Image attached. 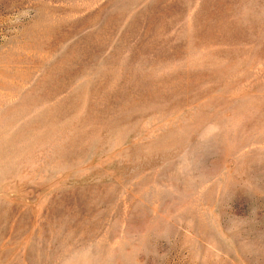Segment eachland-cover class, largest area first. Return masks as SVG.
<instances>
[{
    "label": "rangeland",
    "instance_id": "rangeland-1",
    "mask_svg": "<svg viewBox=\"0 0 264 264\" xmlns=\"http://www.w3.org/2000/svg\"><path fill=\"white\" fill-rule=\"evenodd\" d=\"M0 264H264V0H0Z\"/></svg>",
    "mask_w": 264,
    "mask_h": 264
}]
</instances>
